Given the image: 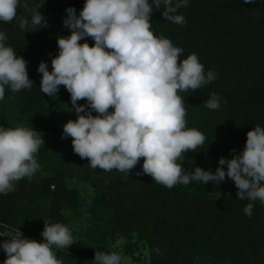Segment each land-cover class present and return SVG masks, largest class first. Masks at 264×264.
<instances>
[{
  "label": "trees",
  "instance_id": "obj_1",
  "mask_svg": "<svg viewBox=\"0 0 264 264\" xmlns=\"http://www.w3.org/2000/svg\"><path fill=\"white\" fill-rule=\"evenodd\" d=\"M25 2L36 7L44 0H20L18 18L30 20ZM85 2L46 0L39 11L47 27L37 30L30 25L22 31L18 19L0 21L6 46L28 62L33 81L31 89L15 93L6 87L0 126L34 128L45 142L36 154L40 167L34 175L0 194V234L20 230L42 242L44 223H62L74 239L69 249L55 250L62 264H93L95 252H108L106 241L117 236L145 247L148 264H264V203L237 199L227 177L219 184L192 181L169 189L149 175H137L143 158L129 174L94 169L74 153L71 137L62 138L63 125L77 118L70 94L63 86L56 96L41 92L37 68L43 61L51 71L58 37L71 34L63 24L66 9L74 7L79 15ZM180 2L172 0V6ZM165 10L161 0L151 14L154 34L182 48L181 60L196 54L205 73L216 75L196 91L178 93L185 101L187 127L206 136L178 163L186 172L197 166L215 171L221 157L231 159L233 150H243L248 131L264 127V0H187L186 7L170 13L182 15L183 24L164 19ZM84 42L94 44L90 37ZM213 93L221 98L217 110L205 106ZM248 203L254 204L250 217L243 211Z\"/></svg>",
  "mask_w": 264,
  "mask_h": 264
},
{
  "label": "clouds",
  "instance_id": "obj_2",
  "mask_svg": "<svg viewBox=\"0 0 264 264\" xmlns=\"http://www.w3.org/2000/svg\"><path fill=\"white\" fill-rule=\"evenodd\" d=\"M46 2L23 7L31 12L30 20L18 18L20 0H0V21L28 32L47 27L39 8ZM255 0H244L251 4ZM161 0H86L79 15L74 7L66 9L63 24L70 29L67 37L57 39L58 55L51 59V71L40 62V90L49 97L60 86L70 94L77 118L63 125L62 138L71 137L72 148L92 168L128 173L143 158L142 173L153 181L172 188L192 181L219 184L227 177L237 188V199L264 203V127L256 125L247 132L245 146L231 159L221 157L215 171L195 167L185 171L178 161L188 152H196L206 136L187 127L184 99L178 93L196 91L216 79L213 71L205 73L196 54L181 60L183 49L151 30L152 12ZM164 19L185 23L182 15H170L172 0H163ZM34 30V31H35ZM91 38L93 45L81 40ZM7 35L0 31V100L6 87L12 92L31 89L28 62L6 46ZM215 93L206 101L210 110L220 108ZM85 100L86 105L78 104ZM111 110V111H110ZM95 112L96 115L92 113ZM45 142L34 128L0 126V194L15 190L21 179L31 178L39 169L36 154ZM226 166V170L225 167ZM253 203L243 211L252 215ZM42 242L18 235L0 244L6 254L3 264H62L56 249H69L74 239L62 223H44ZM93 264H122L116 252L96 251Z\"/></svg>",
  "mask_w": 264,
  "mask_h": 264
},
{
  "label": "rangeland",
  "instance_id": "obj_3",
  "mask_svg": "<svg viewBox=\"0 0 264 264\" xmlns=\"http://www.w3.org/2000/svg\"><path fill=\"white\" fill-rule=\"evenodd\" d=\"M74 226L76 228V231L79 232V228L81 227L78 226L77 222L74 223ZM3 233L5 238L3 239L2 243L8 239L11 232L9 230ZM26 237L28 238L27 235ZM105 245L108 252H116L122 257V264H148L147 250L145 249V247L140 245L139 242H136L135 239L117 236L115 239L109 238L106 241ZM129 245H131L130 248L132 247L131 250L127 249ZM1 250L2 251L0 252V264H3L4 260L6 259V254L2 248Z\"/></svg>",
  "mask_w": 264,
  "mask_h": 264
},
{
  "label": "built area",
  "instance_id": "obj_4",
  "mask_svg": "<svg viewBox=\"0 0 264 264\" xmlns=\"http://www.w3.org/2000/svg\"><path fill=\"white\" fill-rule=\"evenodd\" d=\"M19 231H20V230H19ZM10 232H11V234H10V236L8 237V239H9L10 237H14V236H17V235H18V230H13V229H12V230H10ZM20 232L23 234L24 238H27L24 232H22V231H20ZM4 238H5V236H4V233L2 232L1 235H0V240L3 241ZM8 239H7V240H8Z\"/></svg>",
  "mask_w": 264,
  "mask_h": 264
}]
</instances>
